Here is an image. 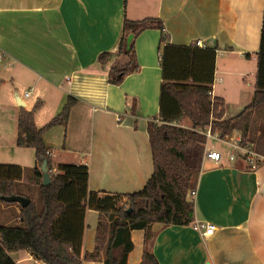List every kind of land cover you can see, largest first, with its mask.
Returning a JSON list of instances; mask_svg holds the SVG:
<instances>
[{
	"label": "crops",
	"instance_id": "0c3cea01",
	"mask_svg": "<svg viewBox=\"0 0 264 264\" xmlns=\"http://www.w3.org/2000/svg\"><path fill=\"white\" fill-rule=\"evenodd\" d=\"M263 12L264 0H0V89L6 88L0 163L28 170L15 186L31 189L30 199L38 203L35 151L16 145L17 117L20 108L29 110L40 100L34 122L41 127L72 96L76 102L66 123L43 135L51 172L60 163L85 164L89 190L140 189L153 167L147 125L158 121L163 34L147 28L133 37L139 67L117 85L107 81L116 56L102 64L99 53L117 51L124 18H159L166 42L200 40L216 47L212 95L223 99V117L229 118L254 93V80L247 76L255 79ZM222 80L231 86L218 88ZM232 133L240 137L237 130ZM229 151L227 156L222 151L220 162L202 160L187 195L194 202L193 221L212 224L213 233L204 237L191 223H153L146 240L143 229L131 230L128 264H139L145 249L159 264H264V161L250 170L240 159L229 160ZM0 209V225L17 221V203L0 202ZM97 219V211L86 210L82 254L94 248ZM9 255L17 264H43L28 249ZM82 264H102V257Z\"/></svg>",
	"mask_w": 264,
	"mask_h": 264
},
{
	"label": "trees",
	"instance_id": "16d2710c",
	"mask_svg": "<svg viewBox=\"0 0 264 264\" xmlns=\"http://www.w3.org/2000/svg\"><path fill=\"white\" fill-rule=\"evenodd\" d=\"M147 28L161 30V84L159 111L149 121L147 132L152 154V173L140 189L126 193L88 189V167L85 164L60 163L51 172L49 147L45 131L66 123L69 110L76 102L68 96L61 111L41 127L34 122V113L42 105L36 100L31 109L20 108L16 121V145L35 151L38 179V203L15 186L23 174L19 164L0 163V196L22 195L30 199L19 206L15 223L0 225V264H17L10 252L28 249L43 264H82L83 259H100L102 264H128L133 247L130 232L143 229L150 237L153 223L189 225L193 222L194 202L187 199L194 176L201 169L207 125L221 138L233 130L240 133V145H251L264 155V12L260 43L256 52L254 93L251 101L235 116L223 118L224 101L211 96L215 71L216 47L166 42L162 21L156 17L139 20L124 18L122 35L115 53L103 51L98 61L107 63L112 57L124 62L109 66L107 81L119 84L135 72L138 64L133 39L126 46V36H134ZM189 127L178 124L182 118ZM46 160L50 183L41 184L40 165ZM0 202L14 204L13 202ZM97 211L94 248L82 254L86 210ZM102 252V253H101ZM139 264H159L155 255L145 249Z\"/></svg>",
	"mask_w": 264,
	"mask_h": 264
},
{
	"label": "built area",
	"instance_id": "2783aa9c",
	"mask_svg": "<svg viewBox=\"0 0 264 264\" xmlns=\"http://www.w3.org/2000/svg\"><path fill=\"white\" fill-rule=\"evenodd\" d=\"M194 45L199 46V47H205L202 41L196 40L194 42ZM217 52V50H216ZM1 60V57H0ZM213 87V84L212 86ZM29 92H25L24 95L28 96ZM210 95H212V90L210 91ZM206 136L207 141H222L223 143L227 144L230 146V151L228 154V159L231 161L240 159L242 162H244L247 167L250 170H255L258 168V166L264 161V155L259 153L257 150H255L251 145H240V137H230L226 138H221L218 132L214 133L210 127V125L206 128H204L203 132ZM225 139V140H223ZM222 158V151L220 149L215 148L214 146H206L205 144V149L203 151L202 155V160L203 159H208V160H213L215 162H220ZM189 194L193 196L195 194V191H190ZM192 228L199 232L202 236L206 237L209 236L213 233L214 231V226L208 222L204 221H193L191 223Z\"/></svg>",
	"mask_w": 264,
	"mask_h": 264
},
{
	"label": "rangeland",
	"instance_id": "374dc122",
	"mask_svg": "<svg viewBox=\"0 0 264 264\" xmlns=\"http://www.w3.org/2000/svg\"><path fill=\"white\" fill-rule=\"evenodd\" d=\"M160 52H161V49H160ZM118 59H122L123 60V58L122 57H120V58H115L114 59V63L115 62H118V61H120V60H118ZM251 68V66L249 65V68L248 69H250ZM254 68V67H253ZM252 70V69H251ZM250 70V71H251ZM248 72H249V70H248ZM248 81H253L254 79H253V77H252V75L251 76H249V73H248ZM226 83H224V81L222 80V84H219V83H216V86L218 87V88H223V87H228V86H231V83H230V81L228 82V81H225ZM215 86V87H216ZM215 90V89H214ZM5 105H6V88H2L1 87V89H0V121L1 122H3V119L1 118V116H2V110H6L5 108ZM11 111L10 110H7V115H8V113H10ZM224 118V117H223ZM11 122H9V125H11L10 124ZM178 124L179 125H181V126H184V127H189L190 126V121L185 117V118H182L179 122H178ZM209 125H207L206 126V128L208 127ZM210 127H211V125H210ZM214 133H216V131H213ZM230 137H237V135H235L234 133H229V134H227V136L225 137V139L226 138H230ZM225 139H223V140H225ZM206 146H214L215 148H220L222 151H224V154L226 153V156H227V152L229 151V149H228V145L227 144H225V143H223L222 141H217V140H214V141H207V139H206ZM20 147V146H19ZM16 154V152L14 153V154H12V155H15ZM2 160H4V157H3V159ZM0 162H2V161H0ZM10 163H13V162H10ZM27 169H29V167H27ZM27 174H28V170H24L23 171V174H22V177H25V176H27ZM21 177V178H22ZM20 191H22V192H24L25 194H27L30 198H33V194L31 193L32 192V190L31 189H20ZM0 213H1V209H0ZM13 212H11L10 213V215H9V213L7 214V215H9L10 217L11 216H13ZM11 223H15L14 221H12ZM10 224V223H9ZM102 253V252H101Z\"/></svg>",
	"mask_w": 264,
	"mask_h": 264
},
{
	"label": "water",
	"instance_id": "95a60500",
	"mask_svg": "<svg viewBox=\"0 0 264 264\" xmlns=\"http://www.w3.org/2000/svg\"><path fill=\"white\" fill-rule=\"evenodd\" d=\"M133 37H134L133 33L127 34V36H126L127 48H129V44L132 41ZM16 102L20 107L23 106V104H24V102L20 101L19 97L16 98ZM46 162H47L46 160H43L42 164L40 165V170L42 172L41 184H43V185H47L50 183V175H49L48 169L46 167ZM0 199L5 201V202L17 203L20 207H25L30 202L29 198L22 196V195H10V196L1 195Z\"/></svg>",
	"mask_w": 264,
	"mask_h": 264
}]
</instances>
